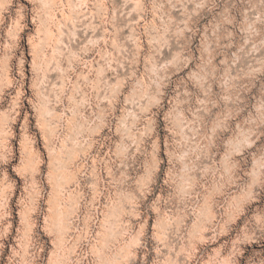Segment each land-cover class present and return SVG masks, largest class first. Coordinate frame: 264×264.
<instances>
[{
  "label": "clouds",
  "instance_id": "clouds-1",
  "mask_svg": "<svg viewBox=\"0 0 264 264\" xmlns=\"http://www.w3.org/2000/svg\"><path fill=\"white\" fill-rule=\"evenodd\" d=\"M9 22L5 139L21 125L39 163L0 201V264H264V0H0Z\"/></svg>",
  "mask_w": 264,
  "mask_h": 264
},
{
  "label": "rangeland",
  "instance_id": "rangeland-1",
  "mask_svg": "<svg viewBox=\"0 0 264 264\" xmlns=\"http://www.w3.org/2000/svg\"><path fill=\"white\" fill-rule=\"evenodd\" d=\"M16 27H18V25H16ZM16 27H14L11 22H9L7 28L0 30V40L3 41V48L5 50L9 49L10 47L7 41L9 39L13 41L16 39L14 35L15 31L17 30ZM20 69L21 60L18 56L4 55L3 52H0V95H3V92L1 93V91L5 90L4 85L6 84L7 77L15 78L16 80L20 79ZM16 91L17 90L6 91L5 95H7V98L5 96L6 99H4V102L0 105L1 128H4V121L9 118V114L11 113L12 115H14L12 110L11 98L15 96ZM10 132L14 134V137L11 142H9L8 140H4L0 143V158H3L6 151H13L16 155L17 160L20 161V166L17 167L16 171L14 172L9 169V173L7 176L0 174V201L6 199L5 193L13 191L14 181H18L19 190V180L21 176L28 170L35 171L36 166L39 163L38 160H34V156H37L38 153L33 152L31 134L21 125H15V127L10 129ZM2 134L6 137L9 135V132L6 131ZM20 143L22 146V150L20 149ZM38 194L39 193L36 190V186L33 183L30 186V191L28 193L30 200L35 202V198L36 196H38ZM211 200L212 197L206 198V202L202 206V209L205 215L215 216V209L210 206ZM246 200L247 194H242L239 198H230L227 200V202L224 204V208L222 209L223 218L220 219V217H216V219L220 220L221 231H223L225 225H230L240 219V215L243 208L245 207ZM15 211L18 217V222L23 223L26 228H30V220H39L40 226L41 228H43L44 220L47 217H42L36 208L29 206V204H27L25 201L18 199L13 200L14 224ZM45 211H49V209L46 208ZM0 214H3L2 203H0ZM153 223H155V220H153ZM190 223L191 227H197V224L195 222Z\"/></svg>",
  "mask_w": 264,
  "mask_h": 264
},
{
  "label": "bare ground",
  "instance_id": "bare-ground-1",
  "mask_svg": "<svg viewBox=\"0 0 264 264\" xmlns=\"http://www.w3.org/2000/svg\"><path fill=\"white\" fill-rule=\"evenodd\" d=\"M16 27V26H15ZM18 29V27H16ZM12 56H15V55H12ZM14 61V60H13ZM2 66V65H1ZM1 71V70H0ZM12 74V73H11ZM1 75V74H0ZM8 76V75H7ZM6 78V77H5ZM14 81H16L15 78H9L7 77L6 78V84L9 85V87H5L4 89L5 90H2L1 93L3 92V101L0 102V105L4 102V99L7 98V95L6 94V91H10V90H17L16 93H15V96L11 98V104H12V110H13V114H15V112L17 111L18 109V102H20V106H22V97H21V89H20V86L18 84H15ZM6 96V98H5ZM15 127V126H13ZM12 127V128H13ZM11 128V129H12ZM25 129V128H24ZM5 129L4 128H1V125H0V143L5 139V136L2 134V133H5ZM21 140V139H20ZM21 142V141H20ZM20 149L22 150V146H21V143H20Z\"/></svg>",
  "mask_w": 264,
  "mask_h": 264
}]
</instances>
